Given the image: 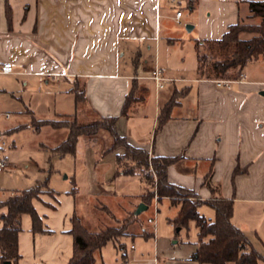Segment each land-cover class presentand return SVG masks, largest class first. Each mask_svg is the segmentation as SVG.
Returning a JSON list of instances; mask_svg holds the SVG:
<instances>
[{"label":"crops","instance_id":"crops-1","mask_svg":"<svg viewBox=\"0 0 264 264\" xmlns=\"http://www.w3.org/2000/svg\"><path fill=\"white\" fill-rule=\"evenodd\" d=\"M181 2L188 6L187 0H0V63L10 61L18 65L17 72L39 74L58 85L63 82L60 102H73L74 110L58 111V115L79 119L85 110L96 115H119L117 129L131 143L154 154H181L167 167L169 180L192 188L202 199L233 197L232 221L255 245V236L259 240L264 236V94L259 93L264 88V76H251L243 69L245 80L221 86L214 78L197 75V60L190 77L175 71L168 73L169 67L161 63L162 40L167 43V57H171L175 40L181 38L161 18L180 22L183 11L179 21L175 12ZM7 4L11 9L10 27ZM188 7L197 16L192 23L185 20L186 25L192 24L190 30L196 28L194 36L189 37L195 58V39L219 38L229 24L250 14L248 0H197L195 7ZM168 8L175 12L170 13ZM152 46L156 51L153 65L147 58ZM155 64L171 78L160 88L149 76ZM75 78L84 83L86 99L79 102L69 90ZM167 84L170 85L166 87ZM129 91H134L138 99L126 114L120 115ZM172 99L168 117L157 127L161 107ZM150 101L152 118L147 111ZM99 161L112 166V174L104 180L99 174ZM95 162L97 175L88 195L99 199L113 196V191L96 186L124 176L112 177L114 152ZM9 167L10 164L6 169ZM209 170L210 185L205 182ZM40 180L36 178L26 187ZM46 186L51 193L38 194L33 204L43 228L49 231H33L30 215L23 213L17 235L20 255L11 264H67L72 255L71 216L81 210L85 199L83 195L77 199V189H57L48 183ZM126 205L131 207V200ZM5 210L0 206V215ZM193 225L196 234L197 227ZM120 243L123 249L116 246L126 263V247L122 240ZM102 247L95 251V264ZM0 264H4L1 258Z\"/></svg>","mask_w":264,"mask_h":264},{"label":"rangeland","instance_id":"rangeland-1","mask_svg":"<svg viewBox=\"0 0 264 264\" xmlns=\"http://www.w3.org/2000/svg\"><path fill=\"white\" fill-rule=\"evenodd\" d=\"M178 7L183 11L180 22L166 16L161 20L168 22L170 29L183 41L175 40L173 56L167 57V43L163 39L161 63L169 67L168 73L175 71L190 77L194 73L196 58L189 37L194 36L196 28L188 31L185 20L190 22L197 16L195 10L190 12L186 3L181 2ZM168 10L170 13L175 12L174 8ZM259 19L260 17L251 14L247 16L243 14L241 17L244 23H256ZM244 35L249 36L250 33ZM2 41L5 42V39ZM155 53V47L152 46L147 55L149 64L153 65ZM24 68L20 66V69ZM17 69H19L18 65L14 64L12 72L0 73V132L4 134L7 143L1 153L10 164L8 169L0 173V196L9 195L11 190L28 186L34 183L36 178L47 179L48 185L57 189H77V199L82 195L85 199L80 207L81 210H77V213L83 223L91 229L100 228L107 223H115L110 215H106L107 208L111 211L110 214L117 216L118 219L122 220L125 217L128 219L129 214L136 208L138 200L143 201L149 204L148 207L142 210L136 222L127 227L134 234L122 235L117 237L116 241H108L102 247L96 264H205L191 258L192 242L196 239L193 223L189 224L190 229L176 228L169 220L177 214L178 205L171 204L169 198L165 196L159 201L156 196L148 201L138 197L145 187L142 175H124L117 177L110 184L103 182L96 186L102 191H113V196L99 199L88 195L93 188L92 179L97 175L95 161L101 158V151L111 143L110 134L104 129L93 135L82 134L78 138L74 152L59 155L54 150H57L56 146L67 136V127H54L49 123H43L36 128L33 122L34 120L40 122L42 120L40 118H53L57 122L74 118L73 115L56 113L74 110L73 102L68 100L65 103L60 102V98H63L60 89L63 88L64 83L58 85L52 79L47 82L44 76L17 72ZM244 69L251 76H264V52L259 58L249 60ZM150 82L153 84L152 81ZM169 85L167 84L166 87ZM147 111L152 118L151 101ZM5 112H9V116H5ZM95 117L97 115L94 112L85 110L83 117L75 118L79 123H86ZM118 150L120 151V148ZM100 162L99 174L104 176V180L112 174V166ZM36 191L38 194L51 193L48 187L41 185L37 186ZM127 200H131V207L126 205ZM125 205L127 207L123 210ZM198 210L207 218L214 217V209L207 203L200 204ZM149 216L154 217L153 222L147 221ZM261 231L264 233V230ZM151 232L153 235H150ZM258 237L255 236L254 246L264 254V236L261 237L263 240H259ZM121 240L128 254L126 263H123L121 252L116 246Z\"/></svg>","mask_w":264,"mask_h":264},{"label":"trees","instance_id":"trees-1","mask_svg":"<svg viewBox=\"0 0 264 264\" xmlns=\"http://www.w3.org/2000/svg\"><path fill=\"white\" fill-rule=\"evenodd\" d=\"M197 0H187L188 6L195 7ZM250 14L260 17L256 23H244L241 19L228 25L226 31L219 38L195 39L197 60V75L208 78H236L243 71L249 60L257 59L264 52V0H248ZM7 23L11 25V9L7 4ZM250 33L249 36L244 34ZM70 91L74 93L77 102L86 99L84 83L75 78ZM138 96L129 91L122 104L120 115L126 114L131 103ZM172 100L165 103L158 114L157 127L162 125L169 115ZM119 115L98 114L86 123H79L74 117L71 120L57 122L56 119L34 120L38 128L43 123L54 127L65 126L68 129L65 139L56 146L59 155L74 152L80 135H93L99 130H106L111 136L109 146L101 151L102 155L114 152L115 169L112 177L118 175L140 174L145 180L144 190L140 197L145 201L154 196L159 201L167 196L171 202L179 205L177 214L169 220L175 227L188 228L193 222L197 227L195 250L191 258L206 264H264V254L251 242L249 236L232 221L233 197L216 196L206 199L200 198L195 190L169 180L167 167L181 157V154L160 155L150 152L143 146L131 143L126 135L117 129ZM120 148V151L118 150ZM238 168L235 167L234 173ZM209 170L205 175V182L210 185ZM46 186L47 179L25 187L15 189L4 199H0V206L6 210L0 215V258L15 261L19 257L17 235L21 229V215L28 213L31 217L33 231L47 232L43 228L42 218L37 212L33 198L38 196L37 186ZM47 187V186H46ZM51 191V190H50ZM146 203V202H145ZM202 203L209 204L214 209V217L207 218L199 212ZM148 204V203H147ZM149 205V204H148ZM106 211L115 223H107L100 228L87 227L77 211L71 216L70 232L73 236V252L67 264H95V251L99 250L110 240H118L122 235L134 234L128 230V225L138 220L140 215L133 210L122 220ZM150 235H153L151 232ZM149 236V235H148ZM123 249L122 243H117Z\"/></svg>","mask_w":264,"mask_h":264},{"label":"built area","instance_id":"built-area-1","mask_svg":"<svg viewBox=\"0 0 264 264\" xmlns=\"http://www.w3.org/2000/svg\"><path fill=\"white\" fill-rule=\"evenodd\" d=\"M182 11L180 9H177L175 12V16L176 19L179 21V17L181 15ZM13 71V65L12 62L10 61H4L2 63H0V72L2 73H10ZM150 78L153 79L155 86L160 88L162 86H164L165 82L171 78L167 77L164 74V69L159 66L158 64H155L151 71H150ZM246 78V74L244 71H242L238 77L236 78H214L215 82L218 85L221 86H229L232 82H240L245 80ZM5 116H9V112H5ZM6 139L4 137V134L2 132H0V171H3L4 169H6L9 164L6 160V157L1 153L2 149L6 146ZM148 222H153L154 221V217L153 216H149L147 218ZM154 260L156 261V257H154Z\"/></svg>","mask_w":264,"mask_h":264},{"label":"water","instance_id":"water-1","mask_svg":"<svg viewBox=\"0 0 264 264\" xmlns=\"http://www.w3.org/2000/svg\"><path fill=\"white\" fill-rule=\"evenodd\" d=\"M191 27H192V24H188V25H186V28H187L188 30H190ZM259 93H260V94H264V88H263V89H260V90H259ZM147 206H148L147 203H145V202H143V201H140V202L137 204V206H136V208H135L134 211H135L136 214H139L142 210L146 209ZM176 228H179V226H177ZM3 263H4V264H11V261H10L9 259H7V260H4Z\"/></svg>","mask_w":264,"mask_h":264}]
</instances>
